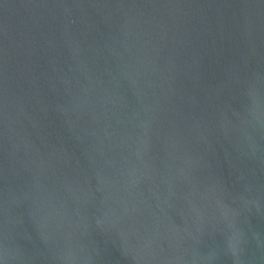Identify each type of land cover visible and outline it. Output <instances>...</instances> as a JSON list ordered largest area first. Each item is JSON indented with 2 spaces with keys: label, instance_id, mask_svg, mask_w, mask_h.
I'll return each mask as SVG.
<instances>
[{
  "label": "water",
  "instance_id": "obj_1",
  "mask_svg": "<svg viewBox=\"0 0 264 264\" xmlns=\"http://www.w3.org/2000/svg\"><path fill=\"white\" fill-rule=\"evenodd\" d=\"M0 264H264V0H0Z\"/></svg>",
  "mask_w": 264,
  "mask_h": 264
}]
</instances>
